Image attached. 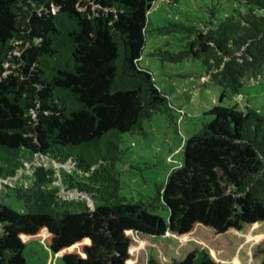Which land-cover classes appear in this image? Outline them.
Wrapping results in <instances>:
<instances>
[{
	"label": "trees",
	"instance_id": "trees-1",
	"mask_svg": "<svg viewBox=\"0 0 264 264\" xmlns=\"http://www.w3.org/2000/svg\"><path fill=\"white\" fill-rule=\"evenodd\" d=\"M157 1L0 0V180L17 177L26 163L33 169L30 186L13 187L26 212L0 203V264H26L32 243L64 264H135L145 239L168 245L156 240L195 225L223 238L264 222V114L248 105L213 106L153 196L121 194L115 164L124 134L143 132L155 113L172 116L139 64ZM233 2L217 24L213 12L203 28L171 25L186 28L189 40L154 53L171 62L199 58L221 100L264 68V0ZM41 158L71 166L74 175L61 184L85 201L63 199L56 171L31 165ZM256 257L264 264V240ZM145 264L218 263L194 249L182 260L149 255Z\"/></svg>",
	"mask_w": 264,
	"mask_h": 264
},
{
	"label": "rangeland",
	"instance_id": "rangeland-1",
	"mask_svg": "<svg viewBox=\"0 0 264 264\" xmlns=\"http://www.w3.org/2000/svg\"><path fill=\"white\" fill-rule=\"evenodd\" d=\"M233 6V0H159L151 9L149 31L139 64L152 73L157 87L172 106V116L155 113L144 123L143 132L124 134L121 148L125 153L122 160L115 164L124 197L137 201L156 193L157 186L165 183L167 175L181 160L183 141L212 119L207 112L213 106H236L246 111L248 105L264 114V68L257 79L243 82L238 95L227 93L221 100L222 89L209 80L210 75L206 74V68L199 58L171 62L154 54L159 50L181 49L177 45L189 40L187 27L203 28V23L213 12V23L217 24ZM173 24L186 28L178 30L171 26ZM36 165L44 170L56 171L57 178L53 185L63 199L85 201L84 197L65 190L61 184L65 173L74 175L71 166H59L43 158L37 160ZM26 167L20 170L17 177L0 180V203L11 206L19 213L26 212V208L17 199L13 187L32 184L33 169H30L29 163ZM82 208L83 204L75 207L78 211ZM156 213L168 220L166 209L159 208ZM145 240L144 246L139 245L142 249L135 253V264H145L149 255L164 261L170 258L182 260L194 249L207 250L218 264H256L257 251L264 240V222L247 226L239 232H230L223 238L214 237L207 227L195 225L186 235L169 232L157 239L168 244L160 245L161 249L149 239ZM134 244L137 245L135 241ZM23 257L26 264H64L41 243L28 245Z\"/></svg>",
	"mask_w": 264,
	"mask_h": 264
},
{
	"label": "built area",
	"instance_id": "built-area-1",
	"mask_svg": "<svg viewBox=\"0 0 264 264\" xmlns=\"http://www.w3.org/2000/svg\"><path fill=\"white\" fill-rule=\"evenodd\" d=\"M26 164H28V163H26ZM36 164H37V160L33 162V166H37ZM30 169H32V168H30Z\"/></svg>",
	"mask_w": 264,
	"mask_h": 264
}]
</instances>
